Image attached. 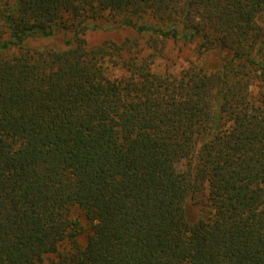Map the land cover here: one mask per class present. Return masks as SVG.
<instances>
[{
	"label": "trees",
	"instance_id": "16d2710c",
	"mask_svg": "<svg viewBox=\"0 0 264 264\" xmlns=\"http://www.w3.org/2000/svg\"><path fill=\"white\" fill-rule=\"evenodd\" d=\"M0 264H264V0H0Z\"/></svg>",
	"mask_w": 264,
	"mask_h": 264
},
{
	"label": "rangeland",
	"instance_id": "374dc122",
	"mask_svg": "<svg viewBox=\"0 0 264 264\" xmlns=\"http://www.w3.org/2000/svg\"><path fill=\"white\" fill-rule=\"evenodd\" d=\"M129 34H131L130 31L126 30V29H120L118 31H113V32H110V33L102 32V31L91 32L89 34L88 41L91 44L100 43V42H102L105 39H113V40L119 41V40L123 39L124 37H126ZM41 43L52 45V44H55V43H61V39L58 38L56 41L51 40V39H45V40L41 41ZM192 48L193 47L191 46L190 50H192ZM190 50L188 52H186L189 55H190V52H191ZM211 60L213 61L214 58H212ZM183 61H184L183 59L178 61L176 66L173 68V70L177 71L180 68V65H184L185 61L184 62ZM84 240H85V237H81V241L84 242Z\"/></svg>",
	"mask_w": 264,
	"mask_h": 264
}]
</instances>
